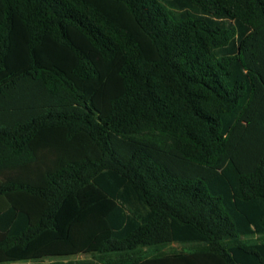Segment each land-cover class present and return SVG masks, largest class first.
Segmentation results:
<instances>
[{"label": "trees", "instance_id": "1", "mask_svg": "<svg viewBox=\"0 0 264 264\" xmlns=\"http://www.w3.org/2000/svg\"><path fill=\"white\" fill-rule=\"evenodd\" d=\"M90 251L264 264V0H0V263Z\"/></svg>", "mask_w": 264, "mask_h": 264}, {"label": "rangeland", "instance_id": "2", "mask_svg": "<svg viewBox=\"0 0 264 264\" xmlns=\"http://www.w3.org/2000/svg\"><path fill=\"white\" fill-rule=\"evenodd\" d=\"M257 236L256 234L253 235V237ZM199 244V242L194 243H181V242H173V243H164V244H158L153 247H146L143 249H146V251L149 254H153L154 252L158 250H164V251H185L189 252L192 250L193 246ZM100 253L90 251V252H84L74 255H68V256H50V257H43L39 259H31L28 261H13V262H5L0 264H37V263H48L52 261H67L71 259H80V258H94L98 257Z\"/></svg>", "mask_w": 264, "mask_h": 264}, {"label": "crops", "instance_id": "3", "mask_svg": "<svg viewBox=\"0 0 264 264\" xmlns=\"http://www.w3.org/2000/svg\"><path fill=\"white\" fill-rule=\"evenodd\" d=\"M80 259H82V258H80Z\"/></svg>", "mask_w": 264, "mask_h": 264}]
</instances>
